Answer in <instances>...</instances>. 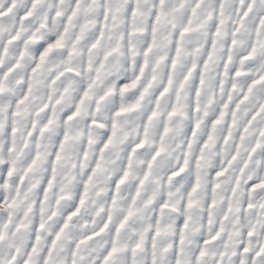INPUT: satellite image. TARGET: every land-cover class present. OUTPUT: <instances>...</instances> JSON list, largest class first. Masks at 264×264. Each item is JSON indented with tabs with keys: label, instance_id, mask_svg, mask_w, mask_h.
<instances>
[{
	"label": "clouds",
	"instance_id": "9594fccd",
	"mask_svg": "<svg viewBox=\"0 0 264 264\" xmlns=\"http://www.w3.org/2000/svg\"><path fill=\"white\" fill-rule=\"evenodd\" d=\"M262 77L264 0H0V264H264Z\"/></svg>",
	"mask_w": 264,
	"mask_h": 264
},
{
	"label": "snow or ice",
	"instance_id": "6c2138e0",
	"mask_svg": "<svg viewBox=\"0 0 264 264\" xmlns=\"http://www.w3.org/2000/svg\"><path fill=\"white\" fill-rule=\"evenodd\" d=\"M157 19H159V17H157ZM262 79H264V77H262ZM125 219H127V218H125ZM120 226H121V227L123 226V222H121V225H120ZM115 251H116L115 248H113V249L110 250V252L108 253V255L105 257V264H108V260H109V258L111 257V255H112ZM10 264H11V262H10Z\"/></svg>",
	"mask_w": 264,
	"mask_h": 264
}]
</instances>
